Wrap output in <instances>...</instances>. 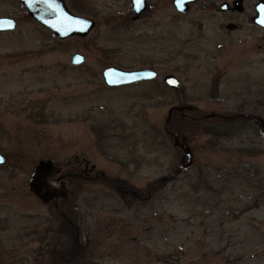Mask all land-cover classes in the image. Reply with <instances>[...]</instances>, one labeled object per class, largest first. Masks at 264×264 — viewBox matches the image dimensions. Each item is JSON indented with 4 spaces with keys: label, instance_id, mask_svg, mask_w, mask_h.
Listing matches in <instances>:
<instances>
[{
    "label": "rangeland",
    "instance_id": "obj_1",
    "mask_svg": "<svg viewBox=\"0 0 264 264\" xmlns=\"http://www.w3.org/2000/svg\"><path fill=\"white\" fill-rule=\"evenodd\" d=\"M224 1L180 13L173 0H148L138 21L130 0H66L96 25L59 39L18 0H0V16L18 20L0 32V264H63L76 246L72 222L81 248L69 264H264V30L252 22L258 0L233 13L220 11ZM75 53L84 64H72ZM112 65L159 76L109 87ZM176 105L192 108L166 128ZM235 113L248 125L210 132ZM175 134L194 154L183 171ZM42 159L63 175L86 161L105 171L65 177L59 208L72 218L30 190ZM121 183L141 198L117 191Z\"/></svg>",
    "mask_w": 264,
    "mask_h": 264
},
{
    "label": "water",
    "instance_id": "obj_2",
    "mask_svg": "<svg viewBox=\"0 0 264 264\" xmlns=\"http://www.w3.org/2000/svg\"><path fill=\"white\" fill-rule=\"evenodd\" d=\"M28 10L29 15L34 18L38 23L49 28L59 39H67L72 36L85 37L91 33L92 29L96 25V21L83 16L77 15L69 10L65 0H19ZM197 0H174V5L179 12H187L191 3ZM264 6V0H260L255 8L256 15L252 17L254 24L260 26L264 30V12L261 11V7ZM146 0H133V10L136 13V17L146 10ZM244 0H234L232 6L228 2H223L220 5L222 12L230 11H244ZM135 17V18H136ZM17 27V21L11 16H0V32L13 31ZM236 23H228L226 28L229 30L237 29ZM86 58L84 54L76 53L72 57V63L74 65H81L85 62ZM103 79L107 86L116 87L122 85L133 84L141 81H150L158 78L159 73L153 68H139V69H124L115 65L109 66L103 70ZM165 84L175 90L182 88V81L174 74H167L164 77ZM192 108L191 105L173 106L169 110V115L166 119V128L168 123L173 117L175 111L182 113L184 117H187L186 111ZM215 113L204 115L196 120H202L205 118H212ZM258 121L262 127L264 133V118L258 117ZM173 144L180 147L184 153L181 160L182 169L189 168L193 165L194 154L191 146L183 136L180 138L178 134L174 135ZM187 161L185 162V160ZM0 165L6 163V157L0 152ZM60 172V169L55 165L51 159H42L37 164L35 171L29 181L30 190L40 199L45 202L58 199L60 197H68V192L65 187L62 188L55 186L57 180L55 175ZM68 174H64L60 178H65Z\"/></svg>",
    "mask_w": 264,
    "mask_h": 264
},
{
    "label": "flooded vegetation",
    "instance_id": "obj_3",
    "mask_svg": "<svg viewBox=\"0 0 264 264\" xmlns=\"http://www.w3.org/2000/svg\"><path fill=\"white\" fill-rule=\"evenodd\" d=\"M19 1V0H18ZM131 1V9H132V12H133V16H136V13L134 12V10H133V0H130ZM234 0H231L229 3L231 4L232 2H233ZM20 2V1H19ZM224 2H228V1H224ZM21 3V2H20ZM65 3H66V5H67V7L69 8V6H68V3L66 2V0H65ZM146 3H147V8H146V10H148V8H149V3H148V0H146ZM22 4V3H21ZM23 5V4H22ZM192 5V4H191ZM24 6V5H23ZM24 8H25V10H26V12L28 13V10H27V8L24 6ZM191 9V8H190ZM69 10L71 11V12H73L70 8H69ZM146 10H144L143 12H142V14H141V17H140V19L138 20V21H141V20H143L142 18L144 17V13H145V11ZM234 12V11H233ZM233 12H231V13H233ZM73 13H75V12H73ZM227 13H230V12H227ZM75 14H77V15H83V14H79V13H75ZM28 15H29V13H28ZM30 16V15H29ZM83 16H86V15H83ZM11 17H13V16H11ZM31 17V16H30ZM86 17H89V16H86ZM15 18V17H14ZM32 18V17H31ZM89 18H91V19H93V20H95L94 18H92V17H89ZM134 17H132V19H133ZM16 19V21H17V25H18V20H17V18H15ZM33 20H35L34 18H32ZM36 21V20H35ZM96 21V20H95ZM37 22V21H36ZM40 24V23H39ZM40 25H42V24H40ZM43 26V25H42ZM43 27H45V26H43ZM45 28H47V27H45ZM47 29H49V28H47ZM50 30V29H49ZM51 31V30H50ZM263 43H264V38H263ZM183 116V115H182ZM206 119V118H205ZM204 120V119H203ZM256 120H257V118H256ZM200 121V120H199ZM257 122V121H256ZM170 134V133H169ZM2 153V152H1ZM183 159V158H182ZM181 159V160H182ZM187 161V159L185 160V162ZM78 164V163H77ZM76 164V165H77ZM194 164V163H193ZM95 164H92L91 166H90V164H89V162L88 161H86V163H85V166H84V168H81V166H76V169H75V171L74 172H72V173H65V174H68V176H70L71 178H82V179H91L93 176H91L93 173H94V177L95 178H98L99 176H104L106 173H105V171H103L102 169H98L96 166H94ZM90 166V167H89ZM186 169H188V168H184V169H178V170H180V171H183V170H186ZM177 170V171H178ZM61 176H63V174H61V172H59V173H57L56 175H55V178L56 179H58L57 180V183H55V186H57V187H61L62 188V186H63V184H65V178H60ZM118 188V187H117ZM116 188V190L117 191H119V192H121L123 195H126V194H129V193H131L132 194V196L133 197H136L137 196V198L138 199H140L141 198V195L138 193V191H134V190H132L131 188H129V190H125V191H122V189L121 190H119V189H117ZM66 199L67 198H65V197H60V198H58V199H55V200H53L54 201V203L56 204L55 206L57 207V209L59 208V203H65L64 201H66ZM60 211H62V213L61 214H63V215H67V214H69L68 213V210H66L65 209V207H63V206H61L60 208ZM73 223V222H72ZM69 226V225H68ZM79 237H80V235H79ZM81 242H80V240H79V250H80V248H81V244H80ZM78 250V251H79ZM76 255V253H74V255L72 256V258L74 257ZM73 260V259H72ZM71 259H70V261H69V263H71V261H72Z\"/></svg>",
    "mask_w": 264,
    "mask_h": 264
},
{
    "label": "trees",
    "instance_id": "obj_4",
    "mask_svg": "<svg viewBox=\"0 0 264 264\" xmlns=\"http://www.w3.org/2000/svg\"><path fill=\"white\" fill-rule=\"evenodd\" d=\"M236 122H238V123H236ZM250 122H252V120H250ZM243 123L248 125V119H246L245 116L238 115L237 113H235V114H232L231 116H228L227 119L225 120V122H221V123L217 124L216 128H214L210 132H212L217 137H223L224 138L225 136H228V135L234 133V129H236V126L239 124H243ZM257 125L259 126V128H261L259 123ZM223 132H228V133L225 135H221ZM113 180L115 181L116 179H112V181ZM115 185L118 186V188L117 187L116 188L119 190H121V189H122V191L129 190V187H126V183L125 184L124 183L123 184L122 183L121 184H115ZM154 188L155 187L153 186L151 189L153 190ZM65 217L72 218L69 214H67V216H63L64 220H65ZM68 225L70 226L72 236L74 237L75 242H76V246L72 247L71 250L74 251V253H76V252H78V249H79L78 237H77L76 231L72 229V223H70ZM72 256H73V254L67 252V255H64L62 257V263L63 264H69V261L72 258Z\"/></svg>",
    "mask_w": 264,
    "mask_h": 264
},
{
    "label": "snow or ice",
    "instance_id": "obj_5",
    "mask_svg": "<svg viewBox=\"0 0 264 264\" xmlns=\"http://www.w3.org/2000/svg\"><path fill=\"white\" fill-rule=\"evenodd\" d=\"M45 2H46V0H45ZM261 11L264 12V6L261 7ZM261 22L264 23V21H261ZM0 162H2V161H0Z\"/></svg>",
    "mask_w": 264,
    "mask_h": 264
}]
</instances>
